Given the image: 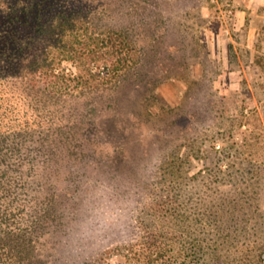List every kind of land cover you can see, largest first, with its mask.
<instances>
[{"label": "rangeland", "instance_id": "rangeland-1", "mask_svg": "<svg viewBox=\"0 0 264 264\" xmlns=\"http://www.w3.org/2000/svg\"><path fill=\"white\" fill-rule=\"evenodd\" d=\"M107 13L102 27L171 48L121 79L112 142L66 163L68 199L89 164L127 182L148 159L152 180L134 228L83 257L60 243L65 203L38 264H264V0H115Z\"/></svg>", "mask_w": 264, "mask_h": 264}, {"label": "trees", "instance_id": "trees-1", "mask_svg": "<svg viewBox=\"0 0 264 264\" xmlns=\"http://www.w3.org/2000/svg\"><path fill=\"white\" fill-rule=\"evenodd\" d=\"M114 1L0 0V264L39 263L44 224L71 203L66 163L112 142L121 79L169 56L102 27Z\"/></svg>", "mask_w": 264, "mask_h": 264}, {"label": "clouds", "instance_id": "clouds-1", "mask_svg": "<svg viewBox=\"0 0 264 264\" xmlns=\"http://www.w3.org/2000/svg\"><path fill=\"white\" fill-rule=\"evenodd\" d=\"M150 163L148 159L139 161L127 182L90 164L84 166L75 199L65 212L60 240L69 256L83 257L104 240L118 238L134 228L144 206L143 186L153 176Z\"/></svg>", "mask_w": 264, "mask_h": 264}]
</instances>
